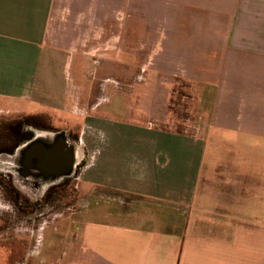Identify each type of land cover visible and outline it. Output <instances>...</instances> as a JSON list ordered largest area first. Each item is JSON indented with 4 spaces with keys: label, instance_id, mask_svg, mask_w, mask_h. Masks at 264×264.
I'll use <instances>...</instances> for the list:
<instances>
[{
    "label": "crops",
    "instance_id": "obj_1",
    "mask_svg": "<svg viewBox=\"0 0 264 264\" xmlns=\"http://www.w3.org/2000/svg\"><path fill=\"white\" fill-rule=\"evenodd\" d=\"M148 57L203 91L198 128L103 130L82 113L100 73L142 74ZM155 73L139 85L167 92ZM75 117L76 134L0 156L28 200L75 175L84 192L70 227H44L42 264H264V0H0V118L21 138Z\"/></svg>",
    "mask_w": 264,
    "mask_h": 264
},
{
    "label": "rangeland",
    "instance_id": "obj_2",
    "mask_svg": "<svg viewBox=\"0 0 264 264\" xmlns=\"http://www.w3.org/2000/svg\"><path fill=\"white\" fill-rule=\"evenodd\" d=\"M150 52L149 57L152 50ZM150 62L149 58L146 67L148 70L142 74L118 73V68L113 71L114 73H100L98 81L101 84L95 87V105H82L80 107L82 113L85 114L89 111V116L102 119L100 129L103 130L125 129L126 127L123 125H129V123L145 126L150 122L154 126L158 125L161 128L173 129L178 132L188 130V125L192 128L196 124L198 128L200 110L195 99L202 96L203 91L198 88L194 90L191 83L185 82L182 77L161 73ZM152 69L169 82L168 86L165 85L168 88L167 92L163 91L159 94L155 85L152 84L153 82L163 83L162 78H159ZM143 77L152 81V83L149 82L147 88L144 85H139ZM166 93L167 97L164 96ZM76 111L79 113L78 110ZM156 116H160V121L156 120ZM17 119L0 118V153H11L13 146L18 142L17 127L21 122ZM80 122L82 120L79 117H75L73 123L53 119L51 123L54 127L51 124L36 122L33 130L38 135L62 132L64 129L72 130L76 134L82 128ZM28 131L33 132L32 130ZM65 135L68 136V134ZM69 137L73 138L72 140H77L76 135ZM76 178L75 175L67 180H59L48 190L45 188L42 191H37V194L40 195L33 201L27 198L21 200L19 195L21 196L22 193L17 188H13L7 180V184L1 185L0 183V215L3 217L2 224H0V237L2 236L0 242L4 247L0 251H3L1 252L3 262L6 264L31 263L26 262L32 255L33 249H27L28 234L25 229L32 226V229L29 228L30 231L36 227L34 243L36 261L37 264L43 263V248L41 247L45 236L44 227L47 225L70 227L71 222L68 216L81 204L84 192ZM17 232H25V234Z\"/></svg>",
    "mask_w": 264,
    "mask_h": 264
},
{
    "label": "flooded vegetation",
    "instance_id": "obj_3",
    "mask_svg": "<svg viewBox=\"0 0 264 264\" xmlns=\"http://www.w3.org/2000/svg\"><path fill=\"white\" fill-rule=\"evenodd\" d=\"M43 132H45V131L43 130ZM22 133L23 134H26V136H22L21 138L18 137V142H16V144L13 146L12 151H11V153H8L9 154L8 156H10V157L12 156L13 157L15 155V153L17 152L18 148L20 146L26 144L27 142H30V141L34 140V138H35V135L34 134H36L35 132H32V134H31L32 137H31V135H29V137H27V133L30 134L29 131H22ZM56 133H58V132H56ZM70 135H73V133L70 132V134L67 136V139H68L69 143L72 144V143H74L75 140H72L73 138L69 137ZM26 138H28V141H26V143H25ZM69 138H71V140H69ZM4 154L5 153H0V156L1 155H4ZM4 175L5 176L0 177V183H1V185H4L6 183V180H7L8 182L11 183V185L13 186V188H15L14 179L12 178V174L10 172H7V173H4ZM67 179L68 178H65L63 180H67ZM42 197H44V196H42ZM19 198L22 200L23 198H26V197H24L22 195L21 196L19 195ZM21 200H20V202H21Z\"/></svg>",
    "mask_w": 264,
    "mask_h": 264
},
{
    "label": "water",
    "instance_id": "obj_4",
    "mask_svg": "<svg viewBox=\"0 0 264 264\" xmlns=\"http://www.w3.org/2000/svg\"><path fill=\"white\" fill-rule=\"evenodd\" d=\"M66 150H67L66 147L63 146V145L60 146V148H59V147L56 148L57 154H58V153L60 154V152H61V154L63 155V157H65V158H67V157L70 158V157H71V150H70V151H66ZM53 156H55V154H53L52 157H53ZM52 157H51V159H52ZM62 160H63L62 158H61V160H60V159L56 158V156H55V157L53 158V162H54V164H51V163H50V168H55V167H54L55 164L58 165V163H61V162H62V163H63V162L65 163V160H63V161H62ZM53 162H52V163H53ZM52 165H53V167H51ZM57 165H56V166H57ZM68 165H69V163H67V166H68ZM71 169H72V167H71ZM71 169H69V170L71 171Z\"/></svg>",
    "mask_w": 264,
    "mask_h": 264
}]
</instances>
